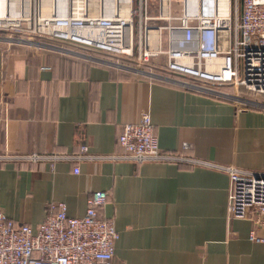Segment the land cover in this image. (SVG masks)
Here are the masks:
<instances>
[{"label": "crops", "instance_id": "0c3cea01", "mask_svg": "<svg viewBox=\"0 0 264 264\" xmlns=\"http://www.w3.org/2000/svg\"><path fill=\"white\" fill-rule=\"evenodd\" d=\"M254 97L246 107L125 66L0 42V151L70 157L1 163L0 213L36 229L51 203L82 217L105 190L100 216L119 232L113 264H264V214L230 215V175L218 167L264 172V96ZM145 112L162 150L183 160L98 158L122 152L124 125Z\"/></svg>", "mask_w": 264, "mask_h": 264}, {"label": "built area", "instance_id": "2783aa9c", "mask_svg": "<svg viewBox=\"0 0 264 264\" xmlns=\"http://www.w3.org/2000/svg\"><path fill=\"white\" fill-rule=\"evenodd\" d=\"M156 7L159 14H150ZM0 32L9 44L125 66L246 107L257 101L254 96H264V0H0ZM161 55L165 61L159 63ZM225 86L235 92L220 90ZM3 122L8 136V121ZM119 142L122 152L98 158L141 163L184 158L162 150L148 112L124 125ZM62 158L70 157L14 150L8 144L0 151V164ZM218 167L230 175V215L264 214V172ZM108 198L107 191H94L82 217H70L65 202H53L36 229L0 213V264H113L119 232L112 219L100 216Z\"/></svg>", "mask_w": 264, "mask_h": 264}, {"label": "rangeland", "instance_id": "374dc122", "mask_svg": "<svg viewBox=\"0 0 264 264\" xmlns=\"http://www.w3.org/2000/svg\"><path fill=\"white\" fill-rule=\"evenodd\" d=\"M176 13H179L180 12V10H176L175 11ZM150 14H154V15H158L159 14V10H158V8L156 7L155 8V10H153V9H151L150 10ZM149 14V15H150ZM152 24L151 25H156V24H162L163 22L161 21V20H158V21H156V20H149ZM5 36H6V34L5 33H2V32H0V42H6V43H8V46H14V45H24V44H9V40H7V38H5ZM50 42V41H49ZM50 43H53V42H50ZM58 44V43H57ZM53 50H56V49H53ZM56 51H58V52H60L61 54H63L64 55V52L63 51H60V50H56ZM226 91V90H225ZM229 91H231V92H235V90L233 89V88H231L230 87V90ZM228 91V92H229Z\"/></svg>", "mask_w": 264, "mask_h": 264}]
</instances>
